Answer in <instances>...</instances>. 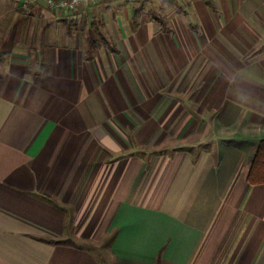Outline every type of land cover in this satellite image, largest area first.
<instances>
[{
  "label": "crops",
  "instance_id": "obj_1",
  "mask_svg": "<svg viewBox=\"0 0 264 264\" xmlns=\"http://www.w3.org/2000/svg\"><path fill=\"white\" fill-rule=\"evenodd\" d=\"M24 1L0 0V264H264L231 143L264 139V0Z\"/></svg>",
  "mask_w": 264,
  "mask_h": 264
},
{
  "label": "built area",
  "instance_id": "obj_2",
  "mask_svg": "<svg viewBox=\"0 0 264 264\" xmlns=\"http://www.w3.org/2000/svg\"><path fill=\"white\" fill-rule=\"evenodd\" d=\"M105 0H25L24 6H43L55 13H74Z\"/></svg>",
  "mask_w": 264,
  "mask_h": 264
},
{
  "label": "rangeland",
  "instance_id": "obj_3",
  "mask_svg": "<svg viewBox=\"0 0 264 264\" xmlns=\"http://www.w3.org/2000/svg\"><path fill=\"white\" fill-rule=\"evenodd\" d=\"M0 71H2L1 68H0ZM244 131L247 132V135ZM196 136L197 135L193 136L194 141L196 139ZM200 136H202V135H200ZM231 136H232L231 137V139H232L231 143L232 144H238L244 148L245 158H246V162H247V170L246 171L248 172L249 166L252 163L254 154L256 152L257 145L260 141L259 135L255 133L254 125H251L248 123L246 126L241 127V133H238L236 135H231ZM262 136H264V135H262ZM262 138H264V137H262ZM261 140H264V139H261Z\"/></svg>",
  "mask_w": 264,
  "mask_h": 264
},
{
  "label": "trees",
  "instance_id": "obj_4",
  "mask_svg": "<svg viewBox=\"0 0 264 264\" xmlns=\"http://www.w3.org/2000/svg\"><path fill=\"white\" fill-rule=\"evenodd\" d=\"M134 23L137 24L135 18ZM90 45L93 44L89 42ZM246 183L250 186L264 184V140H260L256 152L254 154L252 163L246 173Z\"/></svg>",
  "mask_w": 264,
  "mask_h": 264
}]
</instances>
